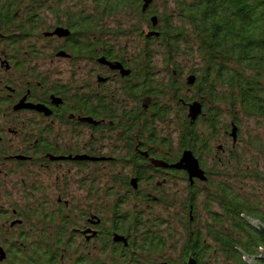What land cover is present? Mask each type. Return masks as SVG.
Segmentation results:
<instances>
[{
  "label": "flooded vegetation",
  "instance_id": "1",
  "mask_svg": "<svg viewBox=\"0 0 264 264\" xmlns=\"http://www.w3.org/2000/svg\"><path fill=\"white\" fill-rule=\"evenodd\" d=\"M99 2L0 0V264H169L167 228L205 227L232 163L230 121L184 144L216 106L149 37L151 5L138 21ZM185 152L207 180L173 167Z\"/></svg>",
  "mask_w": 264,
  "mask_h": 264
},
{
  "label": "trees",
  "instance_id": "2",
  "mask_svg": "<svg viewBox=\"0 0 264 264\" xmlns=\"http://www.w3.org/2000/svg\"><path fill=\"white\" fill-rule=\"evenodd\" d=\"M99 3L136 12L142 20L144 0ZM150 8L158 16L163 58L190 60L198 77L197 93L216 106V114L201 122L200 138L184 144L207 148L209 133H217L226 115L240 129L232 163L223 172L227 174L216 182V192L201 200L209 214L206 226L186 219L181 232L168 227L164 257L169 264H188L191 254L197 264H247L242 253L255 257L264 247V238L246 220L264 224V0H154ZM250 120L262 134L248 139L244 123ZM243 146L256 151L249 166ZM152 248L156 260L160 244Z\"/></svg>",
  "mask_w": 264,
  "mask_h": 264
},
{
  "label": "water",
  "instance_id": "3",
  "mask_svg": "<svg viewBox=\"0 0 264 264\" xmlns=\"http://www.w3.org/2000/svg\"><path fill=\"white\" fill-rule=\"evenodd\" d=\"M153 2L154 0H144V6L142 9L143 12H145L150 7V5L153 4ZM152 25L154 28L157 27L158 17L154 16L152 18ZM150 36L158 37L159 33L152 32L149 34V37ZM195 80H196L195 77H190L189 85L194 84ZM201 114H202V106L200 103H194L190 105L189 118L192 120V122H195ZM237 131H238V128L235 125H233L231 136L234 139V142H237ZM173 167L177 169L186 170L189 173L191 179L199 178L203 181L207 180L205 176V172L201 169L199 161L194 157L192 152H185L183 159L178 164L174 165ZM246 220L249 223V225L264 238V224L261 221H258L252 218H246ZM1 251L2 250H0V252ZM242 255L244 256L245 262L247 264H264V249H262L260 256L253 257L244 252L242 253ZM4 259H5V256L2 252L1 261H3ZM188 264H197L193 255L190 256Z\"/></svg>",
  "mask_w": 264,
  "mask_h": 264
},
{
  "label": "rangeland",
  "instance_id": "4",
  "mask_svg": "<svg viewBox=\"0 0 264 264\" xmlns=\"http://www.w3.org/2000/svg\"><path fill=\"white\" fill-rule=\"evenodd\" d=\"M156 5H158V3H156ZM154 57H155V60H161V56L159 54L155 55ZM229 119H230V117L226 115V117L224 118V121H228ZM244 134H248L246 136L249 139L250 136L251 137H254L256 135H261L262 134V129L261 128H258L255 125V121L254 120L245 121V123H244ZM243 148H246L247 149L246 154L244 155V158H246V159H244V163H245V165H248L249 166L250 165L249 162L251 161V159L256 154V151L249 150L248 147H246V146H243ZM258 161L261 164L260 167H262L263 166L262 159H259ZM262 249H264V247ZM176 255H178V253H176ZM260 255H261V253L258 256H260ZM171 256L172 257L174 256L175 258L177 257L174 254L173 255L171 254Z\"/></svg>",
  "mask_w": 264,
  "mask_h": 264
}]
</instances>
